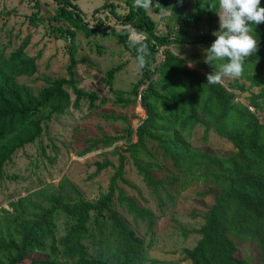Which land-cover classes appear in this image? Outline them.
<instances>
[{"label":"trees","instance_id":"obj_1","mask_svg":"<svg viewBox=\"0 0 264 264\" xmlns=\"http://www.w3.org/2000/svg\"><path fill=\"white\" fill-rule=\"evenodd\" d=\"M55 1V19L67 23L66 29H53L60 37L72 38L75 31L87 37L102 33L121 42L134 59L137 49L147 46L149 55L139 78L115 98L124 108L139 101L145 118L133 129L124 116L112 117L127 124L125 134L93 141L82 152L124 142L115 147L118 164L107 192L94 202L83 198L70 202L41 189L10 202L11 211L0 210V264H160L153 249L158 217L175 206L182 192L200 187L198 196L212 197V203L204 204L198 227L181 229L183 237L193 235L197 241L179 252L180 261L264 264V23L251 25L259 46L246 59L243 75L223 85L207 82V75L216 71V62L189 69L186 59L174 51L184 43L209 48L214 35H161L147 10L136 7L134 0H127L128 10L122 15L112 4L102 5L126 27L107 31L102 22L89 27L72 0ZM169 1L162 0L164 4ZM172 1L178 5L177 0ZM190 2L192 14L181 18L187 26L203 17L211 23L219 11L218 0ZM260 6L264 7V0ZM131 30L143 38L131 40ZM29 43L27 36L9 53L0 44V179L14 155L39 139L49 121L70 108L79 109L83 100L93 108L97 100L96 94L78 87L73 57L67 78L46 79V85L36 93L21 83L20 78L38 72L36 58L26 51ZM123 67L110 68L106 83L110 85ZM199 129L202 144L213 133L228 141L233 152L217 156L196 148L193 139ZM129 163L151 205L146 199L147 204L141 205L119 187V183H127L124 174ZM96 166L94 175L113 164L104 160ZM115 197L134 227L140 223L146 226L148 241L118 214Z\"/></svg>","mask_w":264,"mask_h":264},{"label":"rangeland","instance_id":"obj_2","mask_svg":"<svg viewBox=\"0 0 264 264\" xmlns=\"http://www.w3.org/2000/svg\"><path fill=\"white\" fill-rule=\"evenodd\" d=\"M72 1L78 6L89 27L102 22L107 31L109 28H126L111 16L108 8H102V5L112 4L116 13L122 15L128 10L127 0ZM177 3L176 6L172 0L165 4L162 0H152V7L147 12L155 22L157 33L174 38L178 34L186 33L191 36L213 35L219 30L218 14L211 23L203 17L202 21L191 26L183 24L181 18L192 14V5L190 0H177ZM57 8L55 0H0V44L9 53L24 38L30 36L26 51L30 57L36 58L38 72L33 77L20 78L19 81L32 92L42 89L46 85V79L67 78V67L73 57L78 87L96 94L97 100L93 108H90L88 100H83L79 109L70 108L64 115L54 117L47 123L39 139L14 155L12 161L5 166V177L0 179V210L11 211L10 202H16L19 198L41 189L70 202L77 198L94 202L100 194L107 192L110 178L118 164L115 147H122L124 142L118 141L110 147L86 154L82 152L93 141L125 134L127 124L121 120L114 121L112 117L124 116L131 122L133 129L145 118V111L139 101L136 106L126 108L115 103L116 96L127 92L141 73L130 51L121 42L102 33L87 37L83 32L75 31L72 38L60 37L61 34L53 29H66L67 23L55 19ZM96 9L99 11L94 13ZM129 38L139 41L143 35L131 30ZM174 48L175 52L178 51L186 59L189 69H199L205 63L207 48L199 44L184 43ZM161 59L162 55L159 53V60ZM121 64H124L122 71L115 75L110 85L106 83V72ZM233 80L225 77L220 82L227 85ZM236 95L241 100L242 96L239 93ZM201 131L199 129L193 139L196 148L217 156L233 152L228 141L213 133L209 135L208 142L202 144ZM104 160L110 161L113 167L94 175L96 164ZM124 177L127 183H119V187L127 196L133 197L143 206L147 204L144 201L146 199L151 205L146 190L130 163ZM200 189L201 187L191 188L182 192L173 208H167L161 216L158 214L153 235V249L158 263L186 264L180 261L179 252L184 247L194 246L197 238L193 235L183 237L181 229L191 230L198 227L202 223L201 216L205 205L212 203V197L198 196ZM114 204L122 219L148 241L150 236L145 235L146 226L140 223L134 227L131 216L118 205L116 197Z\"/></svg>","mask_w":264,"mask_h":264},{"label":"clouds","instance_id":"obj_3","mask_svg":"<svg viewBox=\"0 0 264 264\" xmlns=\"http://www.w3.org/2000/svg\"><path fill=\"white\" fill-rule=\"evenodd\" d=\"M260 3L261 0H218L219 30L213 33L215 40L205 50V63L216 62V71L207 75L208 83L243 75L246 59L258 51L259 42L251 25L264 23V7ZM134 5L148 10L152 0H134ZM148 55L146 45L137 49L138 69L146 65Z\"/></svg>","mask_w":264,"mask_h":264},{"label":"water","instance_id":"obj_4","mask_svg":"<svg viewBox=\"0 0 264 264\" xmlns=\"http://www.w3.org/2000/svg\"><path fill=\"white\" fill-rule=\"evenodd\" d=\"M135 128H137V127H135Z\"/></svg>","mask_w":264,"mask_h":264},{"label":"built area","instance_id":"obj_5","mask_svg":"<svg viewBox=\"0 0 264 264\" xmlns=\"http://www.w3.org/2000/svg\"><path fill=\"white\" fill-rule=\"evenodd\" d=\"M136 129V128H135Z\"/></svg>","mask_w":264,"mask_h":264}]
</instances>
